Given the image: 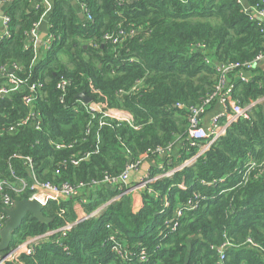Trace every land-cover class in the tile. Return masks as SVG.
Here are the masks:
<instances>
[{"label":"trees","instance_id":"obj_1","mask_svg":"<svg viewBox=\"0 0 264 264\" xmlns=\"http://www.w3.org/2000/svg\"><path fill=\"white\" fill-rule=\"evenodd\" d=\"M32 1L8 0L4 8L10 35L0 40V67L15 65L16 76L41 86L30 107L22 101L25 89L0 98V131L29 111L40 115L41 125L35 129L28 123L0 132V179H13L11 166L30 184L27 167L14 155L31 157L36 177L54 184L116 175L144 151L186 137L185 109L176 103L198 105L211 94L219 77L216 64L264 54V32L244 9L259 0H74L85 4L88 21L80 20L72 0H54L45 18L46 35L52 33L54 40L46 50L40 46L34 57L27 32L40 22L43 6L35 8ZM119 27H133L136 34L114 47L102 35ZM258 63L247 81L233 78L234 71L228 73L232 98L242 106L264 96V68ZM60 79L68 81L64 92L56 88ZM4 83L0 73V86ZM134 85L136 90L131 89ZM82 91L89 102L128 112L134 127L107 117L99 125V114L89 112L77 97ZM53 141L72 147L56 149ZM181 144L180 156L172 163L197 149L192 146L186 152L188 142ZM73 158L79 159L77 164L70 161ZM262 159L264 100H259L249 108L248 118L229 124L194 162L150 183L141 192L140 209L132 211L127 195L104 205L120 190L99 183L82 205L85 214L97 210L95 214L40 240L33 253L20 260L22 264H264V174L239 183L244 164ZM219 178L223 181L201 183ZM8 193L16 200L29 197L31 191ZM193 193L204 197L171 230L164 221ZM74 199L49 200L41 210L47 222L28 213L8 247L73 223ZM165 199L168 206L163 205ZM114 241L134 252L140 244L147 260L120 258L111 250ZM226 241L224 259L219 261L218 246Z\"/></svg>","mask_w":264,"mask_h":264},{"label":"built area","instance_id":"obj_2","mask_svg":"<svg viewBox=\"0 0 264 264\" xmlns=\"http://www.w3.org/2000/svg\"><path fill=\"white\" fill-rule=\"evenodd\" d=\"M184 1V0H182ZM240 1V0H238ZM81 13L86 21L91 20L90 13L86 8L85 4L82 2L78 3ZM33 6L38 8L39 6H43V12L41 19L50 11L51 5L47 0H34ZM249 15L251 20H255L259 26L260 31L264 32V0H259L253 6L244 8ZM39 22L35 23L27 32L29 36V44L32 46L34 57L37 55V49L42 46L45 50L48 49L54 40V36L52 33H48L44 38L40 40L39 31H38ZM10 17L5 12L1 15V26H0V40L9 37L10 35ZM136 34V30L133 27L122 28L119 27L116 31L113 32H105L102 35L103 40L108 42L114 47H117L121 44V42L126 37H132ZM264 59V54H258L252 60H246L243 62H230V63H222L216 64V71L219 73V77L214 88V91L206 96L202 102L198 105H191L186 107L183 103H176V107L179 109H185L187 127H186V137H177L173 142L164 146V147H156L154 149L146 150L141 153L137 159L129 160L123 170L116 175H105L101 180H91L90 182H78L76 184H71L68 182H61L59 184H54L49 181H40L34 171H33V162L31 157L29 156H19L14 155V157H21L24 165L27 167L29 171V176L31 179L30 184L28 185L24 177L18 175L14 169L9 166L10 174L13 179L1 178L0 179V229L3 227L4 222L7 218L6 209L10 208L13 204V199L11 194L8 192H21L25 189H29L31 194L29 195V199L36 200L42 207L46 205L49 200L60 201L64 198L74 197L79 190L92 188L99 183H107L112 186L118 187L120 192H118L115 196H113L109 201H107L104 205L108 204L111 201L117 200L120 198L126 191V184L128 183L129 174L133 171H137L141 166L142 162L148 157H157L162 156V160L158 166V172L153 176H147L141 182L153 183L155 180L161 176H170L174 172L180 170L186 165L191 164L196 160L198 156H200L204 151L208 149V147L215 142L221 135L224 134L226 127L231 124L236 119L248 118L249 108L252 107L257 101L264 100V96L258 100L251 101L246 105H240L237 100L232 98V88L233 84L230 82L228 73L230 71H234L233 78L247 81L251 71L256 66V63ZM10 69L12 71H10ZM16 66L13 65L11 68H6L5 66L0 67V73L5 77V83L0 86V98L7 96L13 92H17L20 90H27L22 96V101L24 105L30 107L34 102L35 98L38 96V89L41 86V83L29 82L27 79L20 78L14 74V70ZM66 79H60L56 88L61 92H64L65 85L67 84ZM136 86L134 85L131 89L136 90ZM62 101V99H61ZM85 103V102H84ZM214 103H218L222 107V111L219 113H215L210 116L208 122L203 124V116L206 111L211 107ZM86 104V109L95 114H99L98 123L99 125L105 124L103 118H110L113 120H117L118 122H126L130 126L132 124L131 115L118 108H107L103 104L99 102H88ZM94 114V117H95ZM93 118V116H92ZM31 123L35 129H40L41 120L40 115L38 113L29 111L20 121H18L15 125L8 126L5 129H2L0 132H12L16 129V127L26 125ZM134 127V126H133ZM89 131V129H87ZM186 140L188 142V146L185 148L186 152H189V148L192 146H196L198 150L194 153L190 154L188 157L184 158L178 164L172 163L175 161L172 158V153L174 147L178 144L181 147V141ZM56 149H65L72 147L71 144H66L63 142H51ZM87 156L88 153H85ZM180 156L178 154L177 158ZM79 159L73 158L70 161L73 164H77ZM65 161L60 164L63 165ZM166 165H169L166 167ZM57 172V171H56ZM264 174V159L255 162L254 160H249L244 164L242 170V176L239 183L246 182L248 179H256L261 177ZM223 178L213 179L211 181H201L202 184H216L217 182H222ZM238 183V184H239ZM237 185V184H236ZM177 186L184 189L186 188L184 183H178ZM149 191L152 192L151 189ZM156 195V192L153 193ZM201 194L193 193L185 200L180 201L172 210V217L170 219H166L164 223L169 225L171 230H174L178 224V218L187 211L193 210L197 207L198 202L203 198ZM63 198V199H62ZM168 201L165 199L163 202L164 206H168ZM80 205H83L80 203ZM97 212L94 211L89 214H83L76 218L73 223H67L57 229H50L46 232L39 234L28 236L24 240L16 242L14 245L8 247L3 255L0 257V264H22L20 258L22 255H30L34 251V245L40 240L49 237L55 232H62L73 224L82 221L89 216L95 214ZM106 227L109 228V223L106 224ZM254 247H259V245L253 242L250 238L246 240ZM228 242H223L220 246H218L219 251V261L224 259L223 248L227 245ZM138 245L137 252L132 251L127 248L126 245L119 244L114 241L111 247V250L116 252L120 258L124 260H130L132 257L137 258L139 261L147 260V253L143 246Z\"/></svg>","mask_w":264,"mask_h":264},{"label":"crops","instance_id":"obj_3","mask_svg":"<svg viewBox=\"0 0 264 264\" xmlns=\"http://www.w3.org/2000/svg\"><path fill=\"white\" fill-rule=\"evenodd\" d=\"M47 1H48V3H50V5L52 7V2L54 0H47ZM7 2H8V0H4L2 2L4 8L7 4ZM33 3H34V0L32 1L31 6L33 5ZM72 4L74 5V8L76 9V11L79 15L81 13V11H80L78 3L74 0H72ZM50 10H51V8H50ZM3 12H4V9H3ZM47 14H48V12H47ZM45 18H46V15L42 19H40V22H39L38 31H39L40 35H42L43 32L46 31V28H47L46 27L47 24L45 23L46 22ZM79 18L82 21L85 20L83 16L82 17L79 16ZM258 66L260 68H264V59L259 61ZM222 110L223 109H222L220 104L214 103L211 107H209V109L204 114L203 124L205 125L208 122L210 116H212L215 113H219ZM178 150H179V145L177 144L174 147V150L172 153V155H173L172 158H174L175 161H176L177 156H178ZM196 150H198V148ZM161 160H162V156L148 157L142 162L141 166L139 167V169L137 171H133L129 174L128 183L126 184L127 189L123 195H127L130 197L132 211L135 212L138 209H140V207L142 206L141 192L143 190H145L148 187V185L150 184V183L146 184L147 182L144 183L141 181L145 180L144 178H146L147 176L152 174L154 171L158 170L157 168H158ZM161 177H163V176H161ZM161 177H159V178H161ZM159 178H157V179H159ZM95 188L92 187V188L81 189L73 197V198H75L73 200V207H74V210L76 213V218L83 215L85 212L83 209V206L80 205V203L85 204L87 202V198H88L90 192L94 191ZM64 199H67V198H64Z\"/></svg>","mask_w":264,"mask_h":264},{"label":"water","instance_id":"obj_4","mask_svg":"<svg viewBox=\"0 0 264 264\" xmlns=\"http://www.w3.org/2000/svg\"><path fill=\"white\" fill-rule=\"evenodd\" d=\"M3 4H0V26H1V15L3 13ZM82 17V13L79 14ZM46 31L42 35H39L40 40L44 38ZM10 71H12L10 69ZM77 97L82 99L85 103L89 102L88 97L84 92L77 94ZM42 206L34 199L21 198L13 201V204L10 208L6 209L7 218L4 222L3 227L0 229V257L3 255V252L8 248L12 234L15 229L20 226L23 218L30 213L33 217L37 218L42 222H47L49 219L45 218L42 215Z\"/></svg>","mask_w":264,"mask_h":264},{"label":"rangeland","instance_id":"obj_5","mask_svg":"<svg viewBox=\"0 0 264 264\" xmlns=\"http://www.w3.org/2000/svg\"><path fill=\"white\" fill-rule=\"evenodd\" d=\"M62 60L64 61L65 60V57L64 58L62 57Z\"/></svg>","mask_w":264,"mask_h":264}]
</instances>
